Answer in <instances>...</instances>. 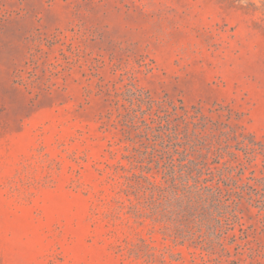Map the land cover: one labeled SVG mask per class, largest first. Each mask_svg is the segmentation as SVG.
<instances>
[{"label": "rangeland", "instance_id": "374dc122", "mask_svg": "<svg viewBox=\"0 0 264 264\" xmlns=\"http://www.w3.org/2000/svg\"><path fill=\"white\" fill-rule=\"evenodd\" d=\"M0 264H264V0H0Z\"/></svg>", "mask_w": 264, "mask_h": 264}]
</instances>
